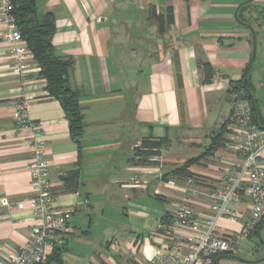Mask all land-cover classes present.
Returning a JSON list of instances; mask_svg holds the SVG:
<instances>
[{
  "label": "crops",
  "instance_id": "obj_1",
  "mask_svg": "<svg viewBox=\"0 0 264 264\" xmlns=\"http://www.w3.org/2000/svg\"><path fill=\"white\" fill-rule=\"evenodd\" d=\"M36 2L41 21L48 14L54 16L56 31L51 42L55 54L73 63L69 87L79 96L84 132L79 149L61 103L46 92V81L33 56L24 78L12 72L10 46L3 39L0 23V196L21 201L35 195L28 169L30 131L18 127L14 105L23 99L29 118L41 127V139L47 144L45 159L55 185V209L71 214L64 234L66 249L59 261L50 260L54 250H49L46 262L64 264L65 256L72 254L73 264H146L165 241L161 224L185 200L189 173L199 176L197 188L206 191L217 187L228 171L241 163L238 154L222 145L212 153L208 150L232 112L230 82L244 78L253 54L251 30L235 18L242 0ZM257 6L264 12V4ZM169 7L175 22L162 32L151 10L165 14ZM249 12L250 8L245 13L247 21ZM247 24L256 33L257 54L252 66L260 74L264 69V24ZM203 62L212 66L210 83ZM251 72L252 67L248 78L254 95L260 78L253 76L252 82ZM254 98L264 124L259 99ZM147 137L167 138L168 144L159 155L146 159L138 153ZM199 157L187 174L164 176ZM75 169H79V188L65 192L64 178ZM150 187L166 204L153 231L146 233L122 223L120 214L117 220L110 215L109 206L123 198L130 208L121 217L128 213V221L132 217L145 219L142 202ZM250 205L248 197L235 205L237 221L223 220L221 233L239 231L250 215ZM193 206L201 216L211 212L207 198H194ZM96 217L105 224L104 245L92 241ZM38 223L29 208L10 211L0 207V256L24 247ZM113 226L117 232L108 238ZM263 230L264 225L259 233ZM253 253L264 255L255 243ZM236 258L222 256L216 264H264V259L255 255L253 261L243 263L233 262Z\"/></svg>",
  "mask_w": 264,
  "mask_h": 264
},
{
  "label": "built area",
  "instance_id": "obj_2",
  "mask_svg": "<svg viewBox=\"0 0 264 264\" xmlns=\"http://www.w3.org/2000/svg\"><path fill=\"white\" fill-rule=\"evenodd\" d=\"M0 23L4 26L3 39L10 46L12 72L24 78L33 54L22 37L13 0H0ZM245 96V89L233 90L232 112L222 137V146L238 154L241 163L233 166L217 187L206 191L197 188L199 176L186 177L185 200L161 224L165 241L146 264H216L219 257L237 256L264 220V130L255 123L252 106ZM14 105L18 127L30 131L27 143L32 159L28 169L35 195L21 201L0 196V207L10 211L29 208L39 223L31 229L27 244L14 253L0 256V264H44L49 250L66 246L64 234L71 214L55 209V185L45 159L47 144L41 139V127L29 118L25 100L19 99ZM215 157L219 159L220 155ZM196 197L211 202L207 216H201L193 206ZM244 197L251 201L248 219L239 231L222 234L220 223L225 219L236 223L233 207L241 204Z\"/></svg>",
  "mask_w": 264,
  "mask_h": 264
},
{
  "label": "trees",
  "instance_id": "obj_3",
  "mask_svg": "<svg viewBox=\"0 0 264 264\" xmlns=\"http://www.w3.org/2000/svg\"><path fill=\"white\" fill-rule=\"evenodd\" d=\"M182 1L188 3L193 0ZM13 5L14 13L16 15L22 37L27 42L35 61L40 67V76L46 81V92L48 96L59 100V102L61 103L65 115L69 121L71 137L79 145L80 149L81 137L84 132L83 110L79 101L78 94L71 90L69 87V74L72 69L73 63L68 58L57 56L52 46L51 39L56 31V23L54 16L52 14H48L44 18V20L41 21L38 16L39 14L36 0H13ZM249 5L250 3H246L239 9V21L248 23L245 17V13L248 11ZM151 17L158 21L162 32L165 31L166 26L173 25L175 22L174 11L172 7H169L165 14H158L157 10L155 8H152ZM252 64L253 63L250 64L248 69L247 87L253 93V86L249 82L248 78ZM202 66L207 74L206 82L210 83L213 72L212 66L209 63L205 62L202 63ZM243 79H241L237 83L230 82L231 92H233V90L237 88L245 89L243 86ZM245 98L251 104L247 91ZM255 103L257 106L256 99ZM253 118L255 121L254 111ZM258 120L259 125L264 126L260 117L259 110ZM225 126L226 123L223 124V126L218 130V133L214 138L213 144L210 146L208 153H212L222 145V137ZM167 144V138L154 139L153 137H147L142 141L141 148L143 149V151H140L138 155L144 156L146 159L151 156L159 155V151ZM200 159L201 157L191 159L186 162L183 166L172 170V172L166 173L164 176L166 177L171 174H187L188 168L197 163ZM189 175L191 174L189 173ZM64 183L65 192H76L79 188V169L70 171L68 175L64 178ZM263 221L264 220H262V222L257 227V230L255 231L254 235L257 234V231L263 226ZM65 249L66 246L63 248L54 249L50 260L59 261L61 253ZM44 264H48V261Z\"/></svg>",
  "mask_w": 264,
  "mask_h": 264
},
{
  "label": "rangeland",
  "instance_id": "obj_4",
  "mask_svg": "<svg viewBox=\"0 0 264 264\" xmlns=\"http://www.w3.org/2000/svg\"><path fill=\"white\" fill-rule=\"evenodd\" d=\"M246 1L247 0H242V4ZM259 4H264L263 0H254L249 5L251 12L248 13L247 17L249 18L248 21L253 23V25L255 24L254 26H259L260 24H264V18L262 17V13L264 14V12L263 11L261 12L262 8H259V6H257ZM256 62L254 66L257 67L258 63ZM253 76H257V78L258 77L260 78L259 81H257V86H256V90H254V95L255 97L259 99V107H260L261 112L264 114V80H263L264 69L261 70L260 74H256L255 71H253V66H252V72H251L252 82H253ZM165 169H167L168 171L170 168L167 167ZM144 197L145 199H144V202L142 203H144L143 212L147 215L145 219H143L142 217L140 218L132 217L131 221H128L126 218V215L128 213H125L124 214L125 216L121 217L122 216L121 213L124 212L125 209L130 208L129 203L123 202V198H117L113 202V205L109 204L110 205L109 206L110 215L113 216L115 220H117L119 219V214H120V219L122 220V223L131 224L134 227H140L142 228L140 229L141 231L145 229V231H147L146 233L153 231L158 225V221H159L158 217L161 216L164 209H166V204H164L163 201H161L160 199L154 196L153 187H150L149 192H146ZM95 219L96 221L94 225L95 228H94L92 241L98 245H102V244L104 245V240L106 238L105 239L103 238L105 234V232L103 231V225L105 224L104 223L102 224L101 222H99L97 217ZM116 232H117V226H113V230L109 231L106 235H109L108 236L109 238V237L114 236ZM254 243L257 244V246L261 249V252L264 253V230L261 233H259V235L255 234L252 238V241L250 242L248 241V243H246V245L242 248V250L237 255L236 260H234L233 262L243 263V262L253 261L254 255L258 259H260V261H262L264 259V255L259 256L258 254L253 253ZM65 257L66 258H65L64 264H73L72 258L74 257V255L67 254ZM50 264H59V263L53 261Z\"/></svg>",
  "mask_w": 264,
  "mask_h": 264
},
{
  "label": "water",
  "instance_id": "obj_5",
  "mask_svg": "<svg viewBox=\"0 0 264 264\" xmlns=\"http://www.w3.org/2000/svg\"><path fill=\"white\" fill-rule=\"evenodd\" d=\"M254 0H247L246 2H244L243 4H241L239 6V8L237 9L236 13H235V18L236 20H238V22H240V24L248 27L250 30H251V33H252V37H253V54H252V58L248 64V66L246 67L245 71H244V79H243V86L244 88L246 89L247 93H248V96H249V100L251 102V106H252V109L254 111V115H255V123L260 127V129L264 130V126H260L259 125V120H258V110H257V106H256V103H255V99H254V95L253 93L249 90V88L247 87V75H248V69H249V66L251 63L254 62L255 58H256V54H257V37H256V33L255 31L253 30V28L251 26H249L247 23L245 22H241L239 21L238 19V11L239 9L246 3H251L253 2ZM263 225H264V221H263ZM257 234L259 235V230L257 231Z\"/></svg>",
  "mask_w": 264,
  "mask_h": 264
}]
</instances>
